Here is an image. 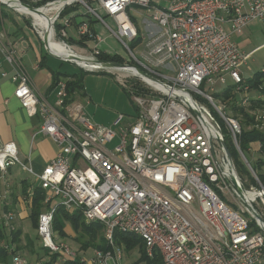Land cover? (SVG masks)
Returning <instances> with one entry per match:
<instances>
[{
  "label": "built area",
  "instance_id": "obj_1",
  "mask_svg": "<svg viewBox=\"0 0 264 264\" xmlns=\"http://www.w3.org/2000/svg\"><path fill=\"white\" fill-rule=\"evenodd\" d=\"M159 1L168 6L161 7ZM11 3L0 2V6L7 5L20 19L32 21L38 35L36 12L22 4L40 12L47 10L56 36L58 27L59 41L65 44L64 38L69 36L66 29L76 25L75 18L80 16L76 6L85 7L81 15L84 20L76 25L77 35H88L97 43L92 60H98V47L106 38L91 31L90 21L101 23L131 53L128 42L140 37L130 16L132 8L145 10V21L158 27L157 31L147 30V51L136 65L125 63L126 68L110 69L93 64V68H83L87 72H122L119 80L124 87L131 77L142 83L143 92L135 95L137 115L133 123L119 127L124 119L121 115L114 124L119 127L117 131L92 122L76 102L66 104V80L57 85L54 105L41 100L19 44L4 30L0 32V51L13 72L14 97L30 117H41L40 133L53 140L59 150L39 176L45 203L51 208L41 215L38 228L44 247L58 254L57 264L76 258L53 232L58 206L80 212L87 224L103 226L106 250L97 249L91 260L81 259L84 264H122L127 246L116 241L117 232L139 237L148 259L159 255L162 264L263 263L264 184L241 147V122L203 88L209 86L213 92L216 84L232 87L236 104L251 106L256 97H250L252 90L244 69L252 55L245 53L235 38L242 37L252 22L264 20V0ZM69 9L74 11L62 20ZM260 98L257 95L256 99ZM253 115L264 127V109L256 107ZM115 141L117 144L109 149ZM254 144L250 145L262 153V145ZM238 161L249 171L252 183L243 178ZM16 165L35 174L30 164L21 162L15 142L0 143V181ZM14 217L8 212L4 225L9 226ZM12 262L26 264L18 253H13Z\"/></svg>",
  "mask_w": 264,
  "mask_h": 264
},
{
  "label": "rangeland",
  "instance_id": "obj_2",
  "mask_svg": "<svg viewBox=\"0 0 264 264\" xmlns=\"http://www.w3.org/2000/svg\"><path fill=\"white\" fill-rule=\"evenodd\" d=\"M158 3L160 4L161 7L168 6L167 2H164V1H159ZM92 6L97 7V3H93ZM76 7L80 8V11H79L80 16H76V20H75L76 25H78L84 20V18L81 15L85 14L84 11H86V9L85 7L82 9L81 8L83 7L82 5H77ZM0 9H1L0 19L4 18L3 20L4 29L2 27L1 30H4L8 34L16 33L18 35L22 34L23 31H26V36L32 35V38H35L34 35H36L39 41L43 44L42 51H43V56L45 58V61L47 62V66H49L54 72H57L59 74H63V75L67 74L69 76L77 75L79 77H83L84 91L83 93L77 94L75 96L74 102H76V104L81 105L83 107L86 115L92 122L99 124V125H103L105 127H111L116 131L118 130L119 127L127 126L128 123H133L134 118L137 115V106H136V101H135L136 94L133 92V88L131 85L134 86L138 84L141 87L142 83L138 79H135L133 77L127 78L125 82L126 83L129 82V85L128 87H124L119 80V79H122L123 77L122 72H116L114 74H109L106 72H87L85 71L84 73L83 70L77 67L75 64L57 59L54 56L50 55L46 51V47L42 39L40 38V36L44 37V35L42 34L40 29L38 30L40 36L36 32H34L33 25L31 24L33 23L32 21H29L28 19H20L19 15L16 14L13 10L9 9L6 5H1ZM131 10H132V14L134 13V15L137 12L143 15L146 14L145 10L138 8V7H134ZM71 11L72 9L67 10L66 12H70V13H67L61 19L66 20V17L72 13ZM99 13L103 17H105V15L102 12H99ZM105 18H106V22L107 21L110 22V19L108 17H105ZM140 21H141L140 19H137V24H139L140 26H143ZM16 23H19V24L17 25ZM96 24L97 23H94V25ZM21 26H22L21 28L22 30L19 29ZM140 28H141L140 38H142L141 39V43H142L143 35L146 36V33L143 30V27H140ZM57 30L58 31H57L56 39L59 41L60 38L58 37L59 35L58 27H57ZM66 30L68 31L69 36L68 38H64V40L67 41L68 43L73 44L71 45V47L70 46L69 47L74 49L75 52L79 56L91 58L92 54L94 53L95 48L97 47V43H93L94 46H92L91 48L90 47L87 48L85 45L79 46L78 44H79L81 37L73 33V28H67ZM245 37L249 38V41H250V44L245 47V51L254 52L252 59L248 62V68L250 70L247 73L246 77L247 76L250 77L252 75H255L256 73H260L262 69H264V20L261 21V23L258 24L256 27H253V28L250 27L246 29ZM88 42L90 41H87L86 43ZM135 42L136 41L128 42V45L133 50L132 53L127 49V47L123 45V43H121L116 37H113V36L108 37L106 42L102 44L101 46H99L98 48H100L102 51L110 52L113 55L117 54L121 56L125 60V63H128L130 65H136L137 59L144 60V58L142 57V50H145L144 52H146L147 46H145V43H143L142 45L140 43L136 47L134 46ZM24 62L27 63L28 65L30 64L28 63L26 57H24ZM63 75L61 76L64 77L65 75L64 76ZM227 88L230 91H228ZM203 90L206 93L213 95L214 98L220 104L224 103V104H227V106H229V104H233L234 102V99L229 98L225 100L224 97H221L222 94H224L225 92H229L230 94L233 93L232 87L230 88L229 86H224L222 84H216L213 92L211 90V87L209 86H205ZM255 96H256V92L254 93V90H252V92L250 93V97L252 98ZM259 96L261 97L260 99L264 100L263 94H262L263 97L261 95ZM254 100H256V98ZM54 101H55V97L52 99V103H54ZM243 109H245L244 114L248 115V117L252 119V121L254 122V125L253 123H251L250 125L246 127L243 122L244 114L241 116L238 115L239 118L237 119L241 122L243 130L253 131L254 129H258L260 131H264L263 124L258 125V123L255 121V117L253 115L254 108L250 106L248 108H243ZM230 114L234 117H237L231 111H230ZM121 115L124 117V119L119 127H115L114 124ZM116 144H117V141L109 144L108 148L113 149V147ZM257 145L259 146V143L256 142L254 146H257ZM244 152H245L246 158H248V160H250L254 166L256 165L257 158L258 159L260 158L261 160L264 161V155L262 154L263 151L262 153H258V151L255 148H253V146L251 145L249 147V151L247 148L245 149ZM235 158L237 159L236 156ZM238 167L240 169V172L243 178L247 180L248 183H252L253 180L250 176L249 171L247 172L245 170V167L239 161H238ZM256 171H257V174L260 176V171L259 170H256ZM23 174L26 177L29 175L28 172L23 173ZM260 180L264 184V179H262L261 176H260ZM13 214L16 215L17 211H14ZM2 222L4 223V219L2 220ZM65 226H66L65 232L67 234V237L63 239L59 236V234H55L56 239L58 241H61L67 244L69 248L76 254V257H80L81 259H85L87 261L91 260L97 249L89 248L85 250L82 247L83 243L88 242L89 238L82 233L76 234L74 228L72 227L70 223L69 224L65 223ZM5 228H6L7 233H9L12 229H15V228L16 230H19V229L22 230L23 232L22 237H21L22 249L17 250V253L26 262V264H43L46 260L49 259V257L43 256V253L40 252L41 251L40 250L41 241L37 239L38 231L32 227L30 220L28 219L21 220V219L16 218L13 221V223H10V225L8 227L6 226ZM27 236L33 239L36 245L35 250L38 251L39 253L31 254L30 250L28 248H25L26 243H27ZM103 236H104L103 233L98 234L97 241H96L97 244L95 243V245L98 246L102 243L101 241H102ZM141 259H142V254L140 252L139 246H137L133 248L131 251L127 249V251L124 253L122 264H134L140 261ZM141 264H146V262L143 261L141 262ZM260 264H264V262Z\"/></svg>",
  "mask_w": 264,
  "mask_h": 264
},
{
  "label": "crops",
  "instance_id": "obj_3",
  "mask_svg": "<svg viewBox=\"0 0 264 264\" xmlns=\"http://www.w3.org/2000/svg\"><path fill=\"white\" fill-rule=\"evenodd\" d=\"M130 16L135 20V24L138 26L139 31H141L140 27H143L146 36L143 35L141 45L145 43V46H147L146 43L149 40V38L147 37V30L151 32L157 31L158 27L148 21H145V18L147 17L146 14L143 15L137 12L134 15V13L132 14L131 10ZM137 19L141 20L140 22L143 26L137 24ZM3 20L4 18L0 19V32L2 31V27L4 29ZM96 23V25H93V28L94 32L97 35L105 37L106 40L108 37H111L103 25L98 22ZM145 23L147 24L145 25ZM260 23L261 21H254L246 29L250 27H256ZM16 24L18 25L19 23ZM21 28L22 26L19 29L22 30ZM71 28H73V33L77 34L76 25L71 26ZM245 31L242 37H236L235 39L240 44L243 51L247 54H251L253 57V51H245V47L250 44L249 38L245 37ZM15 34L16 33L8 34L9 39L19 44V49L23 54V61L24 57H26L28 63H30L28 65L24 62L26 69L33 80L37 95L41 100L54 105L57 99V86L55 89L51 90L53 84L52 73L47 68L45 69L39 66L41 60L44 58L42 51L43 44L39 41L36 35H34L35 38H32V35L26 36V31H23V33L19 35ZM93 43L96 42L90 41L86 43L85 46L87 48H91L92 46H94ZM144 51L145 50H142V54L146 53ZM106 53L111 54L110 52ZM249 70L250 69L248 68L247 64V67L244 69L245 79H249V76L246 77ZM168 72L167 74L171 73ZM4 73L7 74L6 77L3 75ZM12 74L13 72L11 67L8 65V63H6L0 51V143L5 144L8 142H15L18 148L19 158L21 162L23 164H30L35 174L31 175L28 173V178V176L26 177L23 174L27 173V171L24 170L21 165H16L9 170L7 178L0 181V225L3 227L6 226L4 225L2 220L5 219L4 217L8 212L13 213L14 211H17V214L15 215L16 218L21 220H29L28 217L31 212L34 190L33 188L40 187L39 176L57 157L59 151L57 145L53 142V140L40 133L42 125L41 117H30L21 107L19 101L14 97L15 84L11 80ZM252 77H254V75H252ZM54 97L55 101L54 103H52V99ZM129 124L131 123H128V125ZM25 182L30 186L28 189L27 197H25V194L23 193ZM15 217L11 223H13V221L16 219ZM13 230H16V228L12 229L11 232Z\"/></svg>",
  "mask_w": 264,
  "mask_h": 264
},
{
  "label": "trees",
  "instance_id": "obj_4",
  "mask_svg": "<svg viewBox=\"0 0 264 264\" xmlns=\"http://www.w3.org/2000/svg\"><path fill=\"white\" fill-rule=\"evenodd\" d=\"M72 10L71 12H73ZM67 13L70 12H64L62 17H64ZM134 20V19H133ZM135 21V20H134ZM91 22V31L94 32L93 25L96 23L95 21H90ZM80 41H79V46L80 45H85L87 41H93L92 38H90L88 35H82L80 36ZM142 38H138L135 41L134 46L137 47L138 44L141 43ZM69 45H73L71 43H68ZM98 60L102 62H115V63H121L125 64V60L115 54L111 55L108 54L104 51H100L98 55ZM40 67L42 68H47L53 76V84L51 87V90L55 89L57 84L61 80H66L67 81V92H68V98L66 99V104H70L74 101V98L77 94H81L84 91V85H83V77H79L77 75L74 76H69V75H63L59 74L57 72H54L49 66L46 65L45 58L41 60V63L39 64ZM85 73V71L83 70ZM63 75L64 77H62ZM247 84L248 86L251 87V90H254V93L256 92V98L257 95L263 94L264 96V72L256 73L252 79H247ZM133 88V92L135 94H140L143 92V88L140 87L138 84L136 85H131ZM231 88V87H230ZM228 90V88H227ZM230 91V90H228ZM262 96V97H263ZM221 97H224L225 100L231 98L234 99L233 104H229L227 106V111L230 113H234L237 117L244 114L243 107L240 105L236 104V95L233 93L225 92L222 94ZM224 100V101H225ZM227 105V104H225ZM264 100L263 99H256L251 101V107L255 109V107H261L264 108ZM244 125L247 127L251 123L254 122L252 119L248 117V115L244 114ZM241 140V147L242 149H247L251 143H260L262 145V151L264 155V131H260L258 129H254L253 131H247L243 130L242 136L240 138ZM233 155V154H232ZM256 168L260 171V176L262 179H264V161L261 160L260 158L256 162ZM29 184L24 183V188H23V193L25 194V197L28 195V189H29ZM33 197H32V206H31V212L29 215V220L32 224V227L35 228L38 231L39 228V223H40V217L42 214L46 213L48 210L51 208V204L45 203L46 200V193L41 187H35L33 188ZM65 223H70L72 227L74 228L76 234L82 233L85 236L89 238L88 242H84L82 247L87 250L89 248H96L98 250H106V243L104 241V238H102V243L100 245H95L97 244V236L98 234L102 233L103 226L100 223H92V224H87L85 223L83 216L80 212H69L67 211L63 206H58L56 209L54 215H53V223H52V228L54 234H59L61 238H66L67 234L65 232ZM22 230H13L12 232L10 231L7 233L6 228L0 225V264H13L12 262V257L13 253H17V250L22 249ZM116 241L120 244L124 242L127 246V249L131 251L133 248L139 246L140 252L142 254V259L134 264H141V262L145 261L146 264H162V259L159 255H157L156 258L154 259H148L145 251V246L143 241L132 234H125V233H120L117 232L115 234ZM37 239L41 241V248L40 252L43 253V256L49 257L48 260H46L43 264H57L58 261V254H53L50 252L49 249L44 247L41 237L37 236ZM15 245V249L12 250L13 246ZM35 242L33 239H31L29 236H27V243L25 248H28L31 252V254L39 253L38 251L35 250ZM63 264H84L81 262L80 257H76L75 259H67Z\"/></svg>",
  "mask_w": 264,
  "mask_h": 264
},
{
  "label": "bare ground",
  "instance_id": "obj_5",
  "mask_svg": "<svg viewBox=\"0 0 264 264\" xmlns=\"http://www.w3.org/2000/svg\"><path fill=\"white\" fill-rule=\"evenodd\" d=\"M0 2H6L12 5L11 0H0ZM52 21L53 19L49 18L47 10H43L40 13H36L34 16L35 25L38 26L44 36L46 35V37H48L49 50L53 54L58 55L62 58L66 57L69 54L79 56L78 54H76L74 49L70 48L71 46L69 47V45L56 39V34L53 30ZM78 63L85 69L93 68L92 62L78 61Z\"/></svg>",
  "mask_w": 264,
  "mask_h": 264
},
{
  "label": "water",
  "instance_id": "obj_6",
  "mask_svg": "<svg viewBox=\"0 0 264 264\" xmlns=\"http://www.w3.org/2000/svg\"><path fill=\"white\" fill-rule=\"evenodd\" d=\"M3 4V3H2ZM7 6V5H6ZM23 7L27 8L28 10L30 11H34L36 13H40V11L34 7H31L27 4H22ZM43 40V43L46 47V51L54 56L55 58L57 59H60V60H63V61H66V62H69V63H73L75 64L77 67H79L80 69L83 70V67L78 63V61H88V62H92L93 64H97L98 66H100L101 68H110V69H122V68H126L128 67V65L126 64H121V63H115V62H102V61H99V60H92V59H88V58H85V57H79V56H75V55H67L66 57L62 58L58 55H55L53 54L50 50H49V43H48V37H46V35L44 36V38L42 39ZM136 70L143 76L145 77H150L152 78L150 75H148L145 71H143L142 69H139V68H136ZM223 147L225 148V150L227 151L228 155L230 156V153L227 149V147L225 146V144L223 145Z\"/></svg>",
  "mask_w": 264,
  "mask_h": 264
}]
</instances>
